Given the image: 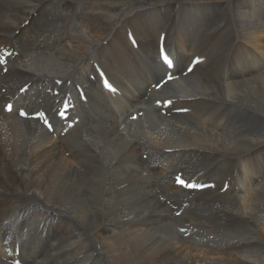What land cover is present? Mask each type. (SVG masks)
Here are the masks:
<instances>
[{
  "label": "bare ground",
  "instance_id": "bare-ground-1",
  "mask_svg": "<svg viewBox=\"0 0 264 264\" xmlns=\"http://www.w3.org/2000/svg\"><path fill=\"white\" fill-rule=\"evenodd\" d=\"M255 1L0 0V47L18 53L0 74V264L16 244L24 264H264L263 165L231 168L235 179L194 170L264 149V0ZM161 32L174 73L193 54L205 61L155 91L166 70ZM243 39L258 59L240 52ZM92 62L119 95L101 88ZM76 83L87 101L76 97L80 119L66 135L17 117L19 107L52 117ZM54 89L59 96L46 92ZM161 98L191 112L163 115L152 105ZM136 109L144 114L129 120ZM177 171L215 188L185 191L173 184ZM41 221L51 223L45 240Z\"/></svg>",
  "mask_w": 264,
  "mask_h": 264
},
{
  "label": "rangeland",
  "instance_id": "rangeland-1",
  "mask_svg": "<svg viewBox=\"0 0 264 264\" xmlns=\"http://www.w3.org/2000/svg\"><path fill=\"white\" fill-rule=\"evenodd\" d=\"M205 1V0H204ZM206 1H210V0H206ZM220 1H224V0H220ZM259 1H261V0H256L255 2L257 3V2H259ZM203 2V1H202ZM254 6V5H253ZM256 9L259 11L260 9L258 8V7H256ZM243 38V37H242ZM243 41H245V43H246V45L245 44H243V46H242V48L240 49V52L241 53H244V52H246L247 53V55L248 56H251V57H253L254 59H258L259 57H260V51L256 48V47H254V46H252V44H250L248 41H246L245 39H243ZM240 43H241V41H240ZM242 44V43H241ZM248 44V45H247ZM237 45H235L234 46V48L236 47ZM251 47V48H250ZM249 48V49H248ZM256 48V49H255ZM254 50V51H253ZM253 51V52H252ZM256 52V53H255ZM257 55V56H256ZM263 57H264V55H263ZM257 64V63H256ZM263 72H264V70L263 71H259V72H257L258 74H260V75H262L263 74ZM258 74H256V75H254V77H259L260 75H258ZM156 81V80H155ZM264 145V144H263ZM262 145V146H263ZM249 150V149H248ZM248 150L246 151V152H239L238 151V153L236 152V155L237 154H239V155H237V158L234 160V161H232V159H230L229 158V160H228V158L227 157H222V158H219V160H216V161H214L213 162V164H212V166H211V164L209 165V166H207L206 167V165H204V163L205 162H203V163H201V164H199V165H197V164H195V168L196 169H194L195 170V172H196V174L197 175H203V173L201 172L202 170H208L207 172L211 175V176H217V175H219L220 173L221 174H223L225 171H228L227 173H229V175L233 178V179H235V174L233 173V171L234 172H236L237 173V170H238V168H237V166H239L240 167V170L242 169L241 168V165L242 164H244V165H247L248 163H250L249 161H252L253 163H255L256 161L257 162H259V163H261L262 165H263V167H264V149L263 150H260V151H257V152H254V155H256V153H257V159L255 160V161H253L254 160V158L253 157H255L254 155H250L249 153H248ZM259 152V153H258ZM245 153V154H244ZM240 156V157H239ZM242 156V157H241ZM252 156V157H251ZM249 157H251V158H249ZM244 158H246V159H244ZM262 158V159H261ZM242 159V160H241ZM259 159H261V160H259ZM221 161V162H220ZM241 162V163H240ZM221 163V164H220ZM226 163H227V166H226ZM231 163H232V165H231ZM259 163H257L256 165L257 166H260L259 165ZM223 164V165H222ZM239 164V165H238ZM241 164V165H240ZM229 165V166H228ZM207 168V169H206ZM213 168H214V170H213ZM231 168H232V170L233 171H230L231 170ZM234 168V169H233ZM201 170L200 172H199V170ZM228 169V170H227ZM223 170V171H222ZM205 171V172H206ZM261 171H263L264 172V168L261 170ZM263 172H261V173H263ZM217 173V174H216ZM219 173V174H218ZM241 174V173H240ZM197 175H195V176H197ZM199 175V176H200ZM262 175V177H264L263 175H264V173L263 174H261ZM230 176H229V179H230ZM240 176V175H239ZM260 182H262V183H264V181L262 180V181H260ZM234 183L235 182H232V183H230L231 184V186L233 187L234 186ZM228 191V190H227ZM226 191V192H227ZM220 202H218L217 203V205L219 206V207H221V205L223 206L224 204H221ZM22 215L23 214H26V212H22L21 213ZM57 216V217H56ZM62 216V215H61ZM47 218H50V217H48V216H46ZM59 217V213H57V214H55V216L54 217H52L51 219H52V221H54L55 219L54 218H58ZM62 217H64V216H62ZM51 219H49L50 221H51ZM21 225V224H20ZM49 225H51V223L49 224L48 223V225L47 224H44V222L43 221H41L39 224H38V227H37V230H36V233L40 236V238L41 239H46V235L48 234V230H49V228H50V226ZM42 228V229H41ZM47 229V230H46ZM43 237V238H42ZM69 238V237H68ZM67 238V239H68ZM69 240V242H71L70 240H72V238H69L68 239ZM67 240V241H68ZM62 241V240H61ZM61 241H56V242H54V241H52V244H57V242L59 243V245L61 244ZM66 242V241H65ZM37 244L40 246L41 245V240H38L37 241ZM202 244H204V243H202ZM75 247V246H74ZM72 248L71 247H69V248H66V249H63V251L64 252H66L67 253V251H70ZM192 253H195V254H203L204 253V251H205V249H199V248H195V247H191L190 249H189ZM205 252H207V251H205ZM208 254H209V252H207ZM145 264V263H144Z\"/></svg>",
  "mask_w": 264,
  "mask_h": 264
},
{
  "label": "snow or ice",
  "instance_id": "snow-or-ice-1",
  "mask_svg": "<svg viewBox=\"0 0 264 264\" xmlns=\"http://www.w3.org/2000/svg\"><path fill=\"white\" fill-rule=\"evenodd\" d=\"M160 56H161V59L163 60L164 64H166L168 67H172V60L169 58V56L166 54V52L164 51L163 48L161 49ZM4 63H5V61L0 59V64H4ZM5 71H6V69H5ZM166 77L167 78L163 79L162 83H158L156 85V87L158 89L163 88L168 83V81L173 79V76L171 74H166ZM105 84H106V86L111 87L110 85L107 84V82H105ZM21 91H25V89H21ZM159 103H160V101L158 100L157 104H159ZM166 103L170 104L171 101L169 100ZM7 110H9V111L12 110V105L11 104L7 105ZM21 115H26V113L21 112ZM59 115L61 117H65V111H59ZM38 117L44 121V123L48 126L49 130H52L53 126H52L51 123H49L48 119L45 117L44 112H39L38 113ZM133 118L135 119V117H133ZM176 181H177V183H179L180 185H182L184 187H188V188L198 187V185H195V184H192V183H186L180 177H177ZM177 214L179 215V213H177ZM181 230L183 231V229H181Z\"/></svg>",
  "mask_w": 264,
  "mask_h": 264
}]
</instances>
